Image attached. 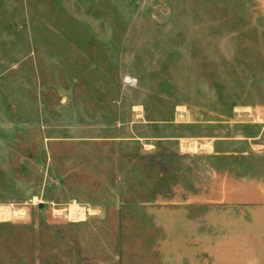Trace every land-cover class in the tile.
<instances>
[{"label":"rangeland","instance_id":"rangeland-1","mask_svg":"<svg viewBox=\"0 0 264 264\" xmlns=\"http://www.w3.org/2000/svg\"><path fill=\"white\" fill-rule=\"evenodd\" d=\"M105 135L175 180L187 154L231 152L217 165L252 192L233 199L264 202V0H0V264H136L89 251L121 240L83 219L123 179L89 172Z\"/></svg>","mask_w":264,"mask_h":264},{"label":"crops","instance_id":"crops-1","mask_svg":"<svg viewBox=\"0 0 264 264\" xmlns=\"http://www.w3.org/2000/svg\"><path fill=\"white\" fill-rule=\"evenodd\" d=\"M130 141L131 137L109 135L89 138V172L123 174L117 185L107 182L100 194L94 192L96 198L82 208L83 219L113 222L111 234L121 238L114 251L103 241L96 247L90 244V252L101 253L104 263L115 252L133 254L136 264H264V202L233 199L239 189L235 176L230 167L217 165L231 152L192 156L182 146L194 151L195 145L181 142L187 164L181 179L175 180L168 166L165 175H159L152 145L142 150ZM97 157H102L100 162L94 160ZM109 157L118 158L116 170ZM104 195L111 197L106 200Z\"/></svg>","mask_w":264,"mask_h":264},{"label":"bare ground","instance_id":"bare-ground-1","mask_svg":"<svg viewBox=\"0 0 264 264\" xmlns=\"http://www.w3.org/2000/svg\"><path fill=\"white\" fill-rule=\"evenodd\" d=\"M5 216H6V211L4 209L2 210L0 209V219L4 218Z\"/></svg>","mask_w":264,"mask_h":264},{"label":"built area","instance_id":"built-area-1","mask_svg":"<svg viewBox=\"0 0 264 264\" xmlns=\"http://www.w3.org/2000/svg\"><path fill=\"white\" fill-rule=\"evenodd\" d=\"M126 81H129V79H126Z\"/></svg>","mask_w":264,"mask_h":264}]
</instances>
